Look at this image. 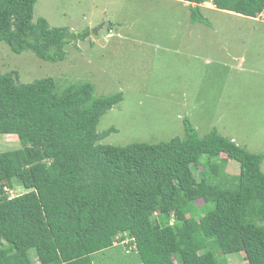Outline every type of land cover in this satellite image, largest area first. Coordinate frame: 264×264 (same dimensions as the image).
<instances>
[{
	"label": "trees",
	"instance_id": "obj_1",
	"mask_svg": "<svg viewBox=\"0 0 264 264\" xmlns=\"http://www.w3.org/2000/svg\"><path fill=\"white\" fill-rule=\"evenodd\" d=\"M182 1L196 4L194 23L208 22L206 2L247 18L264 12V0ZM37 2L0 0V42L64 61L71 34L34 21ZM122 100L95 97L88 82L60 90L51 77L23 84L15 71L0 73V135L20 143L0 151V264H34L32 254L38 264H95L116 242L141 264H229L219 253L264 264V154L217 130L200 137L188 120L184 138L101 144L115 129L100 134L98 123ZM229 160L240 166L232 185ZM16 184L25 192L11 197Z\"/></svg>",
	"mask_w": 264,
	"mask_h": 264
},
{
	"label": "rangeland",
	"instance_id": "obj_2",
	"mask_svg": "<svg viewBox=\"0 0 264 264\" xmlns=\"http://www.w3.org/2000/svg\"><path fill=\"white\" fill-rule=\"evenodd\" d=\"M203 15L209 23H192L188 6L177 0H38L34 21L44 17L51 27L71 34L65 60L46 62L29 50L15 54L0 42V73L15 71L23 84L51 77L60 90L88 82L94 86L95 97L121 92L123 100L97 126L100 134L115 129L101 140L104 145L184 138L188 120L200 137L213 130L228 139L243 135L237 143L245 146L249 140L246 143L244 138L249 136L260 150L257 153L264 154V16L247 18L219 10ZM87 30L88 41L73 39L72 35ZM184 40L199 54L212 45L209 53L216 59L230 60L229 77L176 55L177 45ZM190 71L193 74L187 77ZM216 102L220 115L210 106ZM18 148L17 136L0 135V151ZM261 168L264 172V161ZM193 170L200 178L202 169ZM239 172L238 162L229 160V184ZM24 192L16 184L8 193L14 197ZM116 244L96 254L95 264H141L137 253H127L120 242ZM218 256L231 264H246L243 253ZM32 258L38 264L33 254Z\"/></svg>",
	"mask_w": 264,
	"mask_h": 264
},
{
	"label": "crops",
	"instance_id": "obj_3",
	"mask_svg": "<svg viewBox=\"0 0 264 264\" xmlns=\"http://www.w3.org/2000/svg\"><path fill=\"white\" fill-rule=\"evenodd\" d=\"M177 1L183 2L184 4H186L188 6L189 10L191 9L190 5L192 7H194L196 5V4H190L189 2L182 1V0H177ZM207 5H209V8H205V7H207ZM200 7L202 8L201 11L203 14H205L206 12L218 10V9H216V7L211 2H206L202 5H200ZM222 12H227V11H222ZM227 13L233 14L231 12H227ZM234 15H236V14H234ZM261 16H264V12L262 13ZM191 34H192V29L190 30L189 35L191 36ZM183 38H185V35ZM86 39L88 41V37L85 38L84 40H86ZM211 46L212 45H209L208 47H203L204 52L199 54L197 52L198 51L197 48L192 47L190 45V43H188L184 40L182 42H179V44L177 45V49H176L177 52L176 51L175 52H176V55H185V56L191 58L192 60H195V62L193 64H199V65H201V67H205L206 69H211V71L218 70L219 73L220 72H226V75H228V77H229L230 71L232 69V65L230 64V60L223 61V60L216 59V57L213 54L209 53ZM191 52H195V54H193V53L191 54ZM197 61H199V62H197ZM243 64H244L243 61H242V63H238L239 67L243 66ZM233 68L236 69L235 66ZM191 74H193L192 71H190V73H187L186 75H187V77H190ZM184 98L186 99V95L184 96ZM210 106L212 107V109H215L217 115L221 114V113L217 112V108L220 106L219 102L211 103ZM210 114H212L211 111H210ZM240 137H244V136L238 135L236 138L235 135H232L229 138L237 143L238 141H241ZM249 138H251V139H249ZM244 139H246V143L248 140H249V142L245 146L242 144V142L239 143V144H241V146L243 145L244 148H247L248 151L251 150L250 152H252V153L260 152V150L256 146V142L254 141V139L252 137L247 136ZM125 241H127V240H125ZM228 263L231 264L229 261H228Z\"/></svg>",
	"mask_w": 264,
	"mask_h": 264
},
{
	"label": "water",
	"instance_id": "obj_4",
	"mask_svg": "<svg viewBox=\"0 0 264 264\" xmlns=\"http://www.w3.org/2000/svg\"><path fill=\"white\" fill-rule=\"evenodd\" d=\"M93 33H94L95 35H97V34H98V31H93Z\"/></svg>",
	"mask_w": 264,
	"mask_h": 264
}]
</instances>
